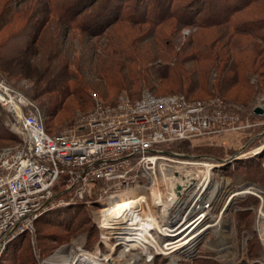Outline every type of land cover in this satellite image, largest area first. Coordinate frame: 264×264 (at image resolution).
I'll use <instances>...</instances> for the list:
<instances>
[{
  "label": "rangeland",
  "instance_id": "obj_1",
  "mask_svg": "<svg viewBox=\"0 0 264 264\" xmlns=\"http://www.w3.org/2000/svg\"><path fill=\"white\" fill-rule=\"evenodd\" d=\"M65 1L0 0V77L38 103L51 130L74 127L97 99L114 103L124 92L137 98L144 90L220 96L239 107L249 126L167 146L176 154L159 159L155 172L132 184L98 180L81 198L66 190L40 214L32 234L6 247L0 264H57L59 251L62 264H122L140 250L133 264H264V115L254 112L258 105L264 108V0L259 2L262 11L245 8L222 24L202 22L212 0H113L122 20L100 33V23L91 27L94 31L82 23L106 0L87 7L90 0ZM153 10L189 15L183 21L168 17L151 23L147 16ZM238 24L247 31L237 29ZM0 123V147L21 140L13 116L1 104ZM207 164L213 165L208 179H192L175 203L165 198V175L190 172L195 177ZM66 187L61 182L57 189ZM136 190L147 192V204L136 215L151 209L159 226L171 229L183 220L171 234L184 233L167 236L148 223L153 241L143 250L119 233L127 230L117 229L122 222L105 228L100 220L108 198ZM195 202L199 205L191 212ZM178 208L182 213L175 216ZM199 217L193 229L190 224ZM188 235V243L173 251Z\"/></svg>",
  "mask_w": 264,
  "mask_h": 264
},
{
  "label": "built area",
  "instance_id": "obj_2",
  "mask_svg": "<svg viewBox=\"0 0 264 264\" xmlns=\"http://www.w3.org/2000/svg\"><path fill=\"white\" fill-rule=\"evenodd\" d=\"M0 104L13 116L21 138L0 147V256L14 239L34 232L40 214L56 204L61 182L75 198L90 194L91 185L102 179L132 184L155 172L159 159L176 154L167 146L249 126L239 107L220 96L144 90L134 98L124 92L114 103L97 99L74 127L56 133L47 130L38 103L2 77ZM132 231L120 230L125 237Z\"/></svg>",
  "mask_w": 264,
  "mask_h": 264
},
{
  "label": "bare ground",
  "instance_id": "obj_3",
  "mask_svg": "<svg viewBox=\"0 0 264 264\" xmlns=\"http://www.w3.org/2000/svg\"><path fill=\"white\" fill-rule=\"evenodd\" d=\"M260 148L261 149L264 148V145H262V147H260ZM212 167H213V165L207 164L206 169H204V170L202 169V171L201 170L198 171V174L196 173L197 175H195V177H192L191 174H189L190 172L185 173V174L182 173V175H177V176H175V175L174 176H166L165 175V182L167 184L166 190L168 191V192H166L167 195H165V198H167V200H170V201L174 200L173 202L175 203L177 198H180L181 195L187 193V189L190 186V182L192 181V179H194V178L197 179V178H202V177H205V179H208L212 174ZM176 172H179V171L177 170ZM178 186H182V189L180 191L178 190ZM147 188L144 190H147ZM202 188H203V186H202ZM145 203L147 204V192H143V191H140V192L137 190L136 191H127V192L123 193L122 195L112 196L111 198H108V202H106L104 204V209H102L103 212L101 214L102 217H101L100 221L104 223L103 226L105 228H115L114 224L122 222L123 225L117 226V229L118 228L119 229L120 228H126L127 229L126 231L134 230L130 233L128 232V234H127L128 236L127 237L124 236V239L126 241L128 240L129 242L133 241V243H131V244H133L135 246L141 245L143 247V250H144V248L147 249L149 246L152 245L151 242L153 241L150 239L151 235L149 234V231L147 229V225H148V223H150L153 225L157 224L159 226V224H158V222H157V220H156L151 209L148 212L142 214V216L137 215L136 217H134L133 214L137 211V209H139L138 207L141 205H144ZM164 204H166V203H164ZM197 205H199V204H196V202L192 206L190 205L191 206V212L193 211L194 206L197 207ZM163 208H164V205H163ZM181 213H182L181 210L178 208V209H176L175 216H179ZM200 218L201 217L193 220V222L190 224V225H192V224L194 225L193 229H195L200 224V222H201ZM263 218H264V212H263ZM137 219L139 222L135 221ZM173 221H174V219L170 222H173ZM159 228L167 236L173 235L174 237H177V236L179 237L180 235H182V233H184L183 232L184 229H183V231L179 230L178 232L171 234L173 231H176L177 229L176 230L171 229L168 226H163V225L159 226ZM193 229H191L190 231L193 232ZM260 231H261L262 238L264 239V221H263V224H262ZM119 233H121V232H119ZM184 237H182L181 240L177 243L178 246L176 244L177 247H174L175 249L173 251L184 247L188 243V237H190V235H188L185 238ZM142 253H143V251H141V250L136 251L134 253H130L129 257L126 258L122 264H133L134 262H137L141 258ZM62 256L63 255L61 254V251L57 252L54 255V258L59 259L58 260L59 262L57 264H62V262L65 260V257L62 258Z\"/></svg>",
  "mask_w": 264,
  "mask_h": 264
},
{
  "label": "trees",
  "instance_id": "obj_4",
  "mask_svg": "<svg viewBox=\"0 0 264 264\" xmlns=\"http://www.w3.org/2000/svg\"><path fill=\"white\" fill-rule=\"evenodd\" d=\"M95 1H97V0H90V2H88L87 4H85V6L86 5L87 6L88 5L90 6ZM112 1L113 0H106V3H104L103 6L99 7V9L91 12L92 14H89L88 15V17H89L90 20L88 19V21H84V23H82V25L84 26L83 29H86V30L88 29L89 31H94V29H92L91 27L94 28V26H97L100 23V26L98 28H96V32H99L100 33L104 29H106V28H108L110 26H113L117 22L121 21L122 19H120L119 15L122 12L121 13L118 12L117 7H113L114 6V3ZM260 1H262V0H221V1L212 0V2L210 1V4L207 6V8L205 10L206 16L203 17V19H202L203 21L202 22L210 23V22H216V21H218L217 24H222L225 21H229L230 18L235 13H237V12H239V11L245 9V8H252V12H256L257 13L259 10L262 11L261 5H263V4L259 3ZM111 2L113 4H110ZM54 6L56 7L57 5H54ZM58 6H60V5L58 4ZM156 6L159 7V5H156ZM166 6H168V8H169L171 5L168 4ZM109 7H113V8H109ZM154 9H157V8H154ZM81 12H78V13L80 14ZM185 15H189V14H186L184 12L183 14L181 13V15L178 14V16L177 15L175 16V13L174 12H171L167 16V14H165L162 10H157V11L153 10V13L151 15L147 16V21L148 22H151V23H159L161 21H164L168 17H176L177 19H180L181 21H183ZM223 16L225 17V19L222 18ZM190 18H192L191 23H193V22L196 23V21H198V20H195L194 19L195 18L194 16H192ZM219 21H221V22H219ZM102 22H103V24H101ZM208 25H211V24H208ZM236 28L237 29H240L242 31H247V29H248L245 26V24H238L236 26ZM119 31L121 32V34H124V35H126L128 33V32H125L123 30H119ZM112 78L113 77H110L109 79L111 80ZM183 94H185V95H187L188 97H191V98H200V97H195V96L188 95L186 93H183ZM45 115H46V113H45ZM0 126H1V123H0ZM46 128L51 133H56V132H59L60 131V130L59 131H54V130H51L49 128V126H48V116L47 115H46ZM63 190H64V188H59V189H57V193L58 192H61ZM24 235L26 236L28 234H23L21 236H24Z\"/></svg>",
  "mask_w": 264,
  "mask_h": 264
},
{
  "label": "water",
  "instance_id": "obj_5",
  "mask_svg": "<svg viewBox=\"0 0 264 264\" xmlns=\"http://www.w3.org/2000/svg\"><path fill=\"white\" fill-rule=\"evenodd\" d=\"M254 112L259 115H264V108L261 105H258L254 108ZM182 189V186H178V190L180 191ZM68 189H64L61 192L56 193V197L61 195V193L65 192Z\"/></svg>",
  "mask_w": 264,
  "mask_h": 264
}]
</instances>
